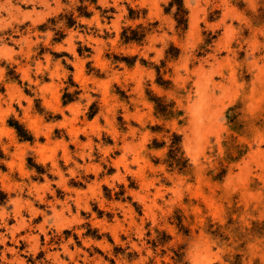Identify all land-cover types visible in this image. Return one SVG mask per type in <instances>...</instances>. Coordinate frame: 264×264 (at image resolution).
Returning <instances> with one entry per match:
<instances>
[{
  "label": "rangeland",
  "instance_id": "374dc122",
  "mask_svg": "<svg viewBox=\"0 0 264 264\" xmlns=\"http://www.w3.org/2000/svg\"><path fill=\"white\" fill-rule=\"evenodd\" d=\"M181 1L0 0V264H264V0Z\"/></svg>",
  "mask_w": 264,
  "mask_h": 264
},
{
  "label": "trees",
  "instance_id": "16d2710c",
  "mask_svg": "<svg viewBox=\"0 0 264 264\" xmlns=\"http://www.w3.org/2000/svg\"><path fill=\"white\" fill-rule=\"evenodd\" d=\"M170 6L172 5H175L176 6V11H177V18H176V22H177V26H181V24L184 23V26H185V19H183V8H182V1L181 0H171ZM122 38L124 41H135V40H138L137 38L135 37H131V36H127L126 35V31L123 32L122 34ZM16 130H17V133L18 135L20 136V128L18 125L15 126ZM175 140L171 142V145H170V150H169V158L170 160L172 161L171 164L173 165H178L181 158L178 156V153L180 151L179 147H178V143H179V140H177V137H174ZM0 157H2V152L0 150ZM5 197L6 195L0 190V204L3 203L5 201Z\"/></svg>",
  "mask_w": 264,
  "mask_h": 264
}]
</instances>
